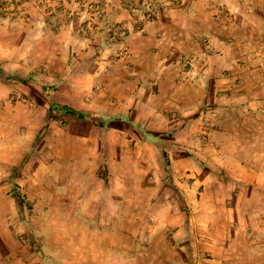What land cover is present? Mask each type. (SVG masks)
I'll return each mask as SVG.
<instances>
[{"label": "rangeland", "instance_id": "obj_1", "mask_svg": "<svg viewBox=\"0 0 264 264\" xmlns=\"http://www.w3.org/2000/svg\"><path fill=\"white\" fill-rule=\"evenodd\" d=\"M206 1L0 0V84L45 101L33 148L52 170L29 168L25 194L5 172L18 197L0 207L17 211L0 220L17 239L6 259H43L42 223L67 239L83 226L76 214L126 264H211L224 232L264 234V28L220 21ZM178 72L173 88L161 83ZM6 100L40 106L17 88Z\"/></svg>", "mask_w": 264, "mask_h": 264}, {"label": "crops", "instance_id": "obj_2", "mask_svg": "<svg viewBox=\"0 0 264 264\" xmlns=\"http://www.w3.org/2000/svg\"><path fill=\"white\" fill-rule=\"evenodd\" d=\"M208 1L215 2L216 5L218 4L219 11L225 13V18L220 16L217 18L218 20L222 19L220 21L236 25V28H242L243 25H246L247 28H254L255 26V29L257 28L258 31L264 28V0ZM218 1L220 2L217 3ZM206 5L205 3L202 7L207 12L213 10V7L209 9ZM219 6H222V8H219ZM227 10L232 14H238L233 19ZM211 12L213 11L208 13L211 14ZM247 20L252 26L246 23ZM219 57L220 62L225 58L221 54ZM158 60L161 64L165 62L161 61V58H158ZM184 77L185 75H180L179 72L174 75L168 73L162 78L163 82L161 83L173 88L176 86L177 80ZM16 88L29 99L37 100L40 106H37V109H35L36 107L32 109L20 102L12 103L11 101H7L6 99L11 96ZM260 106L262 107V105ZM260 106L259 108H261ZM47 108L45 101L40 98L38 91L35 92V88L31 85L19 87L0 84V171H2L0 172V207L6 206L8 203L14 204L15 200L18 199L15 196V191H13L15 183H10V179L3 178L6 175L5 172H10L11 178L14 176L12 181L16 179V184L20 186L22 193L25 194L29 192V188L34 182V178H31L29 175V168L33 169V167H36L38 171L37 176L40 175L42 177L44 176L41 173L42 170L45 174L52 171L50 164L44 160H40V156L43 155L42 151L39 152V150L33 148L34 140L39 137L40 130L43 124L46 123ZM260 117L258 116V119H255V123H261ZM261 118L264 120L263 117ZM257 135H259V140L260 136H263L261 133ZM69 139H73L71 134L68 136ZM20 168L27 172L25 173L26 177L22 178L23 180L15 174L21 171ZM255 190L258 192L257 196H260L258 201L264 202V143L260 142L257 146L255 144ZM16 212V208H13L10 213L0 209V220L16 218ZM48 217L49 213H43V220ZM74 218L79 220L83 226L78 229L77 233L73 231L74 234L68 236L67 239L64 238V235H60V239L53 238L47 225L42 223L41 226L43 228L39 231H41V236H45L47 239L41 240L48 254L43 259H38L34 262L6 259L5 253H8L14 247L15 241H17L14 235L16 233L10 228L0 230V264H126L125 262L129 261L119 254V252H116L115 249H105L102 251L97 242L93 244L90 241V239L94 240L97 233L87 226V216L76 214ZM258 221L259 219L256 220V223ZM259 226L255 227V230H257L255 232L241 228L238 230L232 229L221 234L223 235L221 236L223 239L220 238L219 247L214 249L215 252L220 254V257L216 256L217 258L215 257L214 260H210L211 264H264V234H261L262 229H259ZM204 233L206 235V232ZM240 236L245 240L243 244L237 242ZM96 247H98L96 249L98 253L106 252L109 255V261L96 260L93 257V254H95L94 248Z\"/></svg>", "mask_w": 264, "mask_h": 264}, {"label": "trees", "instance_id": "obj_3", "mask_svg": "<svg viewBox=\"0 0 264 264\" xmlns=\"http://www.w3.org/2000/svg\"><path fill=\"white\" fill-rule=\"evenodd\" d=\"M24 83V82H23ZM69 114H72V115H77L79 118H83V114L82 113H78V112H76L75 110H73V109H68V111H67Z\"/></svg>", "mask_w": 264, "mask_h": 264}]
</instances>
